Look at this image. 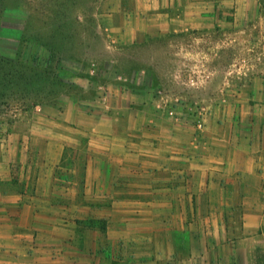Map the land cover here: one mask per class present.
<instances>
[{"label": "crops", "instance_id": "obj_1", "mask_svg": "<svg viewBox=\"0 0 264 264\" xmlns=\"http://www.w3.org/2000/svg\"><path fill=\"white\" fill-rule=\"evenodd\" d=\"M106 5L102 70L0 53V264H264V0Z\"/></svg>", "mask_w": 264, "mask_h": 264}, {"label": "rangeland", "instance_id": "obj_2", "mask_svg": "<svg viewBox=\"0 0 264 264\" xmlns=\"http://www.w3.org/2000/svg\"><path fill=\"white\" fill-rule=\"evenodd\" d=\"M106 2L107 0H0V53L18 52L21 48L22 52L31 54L34 61L45 66L47 86L55 83L60 66L68 71H77L82 64L88 67L96 62L102 70L108 53L104 33ZM19 39L24 40L19 42ZM244 51L245 46L242 45L238 53L242 54ZM226 57L222 64L227 66L230 62ZM33 75L29 82L19 79L13 88H34L38 81H42V73L36 69ZM192 89L185 86L183 91L187 94L190 92L187 98L193 102L198 95L191 92ZM12 95L14 98L19 96L15 91H12ZM4 96L5 93L0 94V133L3 137V140L0 139V151L17 150L23 147L22 144L9 141L14 132L10 120L14 113L6 112L10 109L12 100ZM27 145L32 147L30 142Z\"/></svg>", "mask_w": 264, "mask_h": 264}, {"label": "built area", "instance_id": "obj_3", "mask_svg": "<svg viewBox=\"0 0 264 264\" xmlns=\"http://www.w3.org/2000/svg\"><path fill=\"white\" fill-rule=\"evenodd\" d=\"M191 81H194L193 79ZM189 111L194 114V116L197 118L196 123L199 127L202 126V118L204 116V113L206 111L205 106L201 105L200 103L193 101L192 104L189 107Z\"/></svg>", "mask_w": 264, "mask_h": 264}]
</instances>
